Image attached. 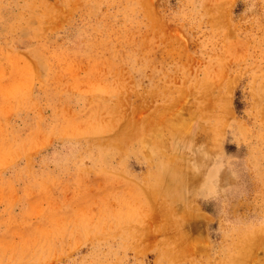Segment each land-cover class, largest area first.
I'll list each match as a JSON object with an SVG mask.
<instances>
[{
  "label": "rangeland",
  "instance_id": "374dc122",
  "mask_svg": "<svg viewBox=\"0 0 264 264\" xmlns=\"http://www.w3.org/2000/svg\"><path fill=\"white\" fill-rule=\"evenodd\" d=\"M0 264H264V0H0Z\"/></svg>",
  "mask_w": 264,
  "mask_h": 264
},
{
  "label": "bare ground",
  "instance_id": "6f19581e",
  "mask_svg": "<svg viewBox=\"0 0 264 264\" xmlns=\"http://www.w3.org/2000/svg\"><path fill=\"white\" fill-rule=\"evenodd\" d=\"M209 106H210V105H209ZM209 106H208V108H209ZM208 108H207V109H208ZM210 108H211V107H210ZM210 108H209V109H210ZM207 109H206V110H207ZM203 110H204V109H203ZM206 110H205V111H206ZM201 112H202V111H201ZM206 113H207V112H206ZM154 118L156 119V117H154ZM154 118H153V120H154ZM205 118H206V117H205ZM157 122H158V121H157ZM157 122H155L154 125H155ZM158 123H160V122H158ZM158 125L161 126V123L158 124ZM165 125L167 126V124H165ZM165 125H164V126H165ZM159 126H158V127H159ZM164 126H163V127H164ZM158 127L156 126V128H158ZM170 127H171V124H170ZM156 128H155V129H156ZM164 128H165V127H164ZM166 128H167V127H166ZM166 128H165V129H166ZM163 130H164V129H163ZM179 130H180V129H179ZM148 131H149V130H148ZM151 132H152V131H151ZM179 132H180V131H179ZM138 133H139V132H138ZM148 134H149V133H148ZM139 135H140V134H139ZM139 135L137 134L136 137H137V136H138V137H141V136H142V135H141V136H139ZM145 136H146V135H145ZM149 136H150V135H149ZM149 136H148V137H149ZM142 137H143V136H142ZM143 138H144V137H143ZM146 139H147V138H146ZM149 139H151V141H152L153 138H149ZM153 140H155V139H153ZM122 141H123V140H122ZM140 141H141V140H140ZM143 141H144V140H143ZM146 142H147V141H146ZM155 143H156V142H155ZM156 145H157V144H156ZM194 150H195V149H194ZM200 150H201V149H200ZM149 151H150V150H149ZM201 151H203V149H202ZM198 152H199V151H198ZM151 153H152V152H151ZM203 154H204V153H203ZM198 155H199V153H198ZM197 158H198V157H197ZM163 159H164V158H163ZM206 161H207V160H206ZM163 166H164V165H163Z\"/></svg>",
  "mask_w": 264,
  "mask_h": 264
}]
</instances>
